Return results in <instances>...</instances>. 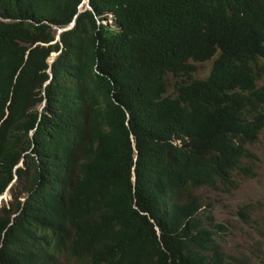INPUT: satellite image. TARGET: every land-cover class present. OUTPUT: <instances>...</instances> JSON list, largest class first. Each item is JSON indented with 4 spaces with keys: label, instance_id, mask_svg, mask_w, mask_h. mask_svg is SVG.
<instances>
[{
    "label": "trees",
    "instance_id": "1",
    "mask_svg": "<svg viewBox=\"0 0 264 264\" xmlns=\"http://www.w3.org/2000/svg\"><path fill=\"white\" fill-rule=\"evenodd\" d=\"M81 2L0 0V195L18 176L0 264H32L49 227L76 228L79 264H251L199 192L257 176L264 47L240 41L264 0H90L77 16Z\"/></svg>",
    "mask_w": 264,
    "mask_h": 264
},
{
    "label": "rangeland",
    "instance_id": "2",
    "mask_svg": "<svg viewBox=\"0 0 264 264\" xmlns=\"http://www.w3.org/2000/svg\"><path fill=\"white\" fill-rule=\"evenodd\" d=\"M196 71L195 77L205 79L211 70L212 62L193 63ZM171 82L173 78L170 77ZM169 93H172L170 88ZM250 149L256 153L258 162H255L254 179L241 180L240 187L237 190L228 193H215L208 190L200 192L204 202H210L213 205L214 213L219 222L224 223L230 228L227 249L230 253H240L249 242L253 231L242 225L238 221L237 211L244 205H253L255 217L264 220V132L260 135L258 143L251 146ZM10 194L0 197V202L10 201Z\"/></svg>",
    "mask_w": 264,
    "mask_h": 264
},
{
    "label": "clouds",
    "instance_id": "3",
    "mask_svg": "<svg viewBox=\"0 0 264 264\" xmlns=\"http://www.w3.org/2000/svg\"><path fill=\"white\" fill-rule=\"evenodd\" d=\"M56 36H57V31H56ZM240 43L242 44V47L255 46L254 51L256 54L258 53V51L260 50V48L262 46L264 47V13L262 15L261 23H260V26L258 29L257 40L254 43H252L250 41H248V42L240 41ZM60 53H61V51L59 53H53V54L59 55ZM56 58H57V56H55V59ZM211 62H213V61H211ZM52 64H50V65H52ZM49 73L51 76L50 79H52L51 71H49ZM49 82H50V80L48 81V83ZM43 107H44V103L40 109L42 110ZM23 161L24 160L20 161V163L16 166L15 170L17 168L23 167ZM17 180H18V176L15 173L13 181L7 187L5 192L0 195V197H3V196L10 194V196H11L10 201H11L12 200L11 189L17 183ZM204 190H206V189H204ZM208 191L215 192L213 190H208ZM200 192H199V194H200ZM10 201H8L7 203L0 202V207L3 204L8 205ZM204 203H206V202H204ZM237 213H238V211H237ZM237 217H238V215H237ZM250 218L253 221L252 228L249 226H247V227H249L253 231V235L250 237L249 242L246 245V248H243L240 251V253L233 254V253H230L228 251V249H227L228 243H227V245L225 246V250L228 251L230 254H233V255L241 256V255L245 254V255L249 256L250 258H252L251 264H264V248L259 249L255 246V244H257V242L264 243V239L257 234V232L264 230V220L260 219L258 217H255V211H253V213H250ZM238 221H239V219H238ZM244 226H246V225H244ZM43 232H45V234L47 236H49V243L46 246H36V247L32 246L29 248L28 259L32 264H79L78 263V260H79L78 256L80 253L79 254H73L71 251L73 244L77 240L76 228L69 229V228H64V227H57L56 231H55L54 228L49 227L47 230L43 229ZM228 238H229V236H228ZM60 243H64L66 245V249L64 251H60Z\"/></svg>",
    "mask_w": 264,
    "mask_h": 264
},
{
    "label": "water",
    "instance_id": "4",
    "mask_svg": "<svg viewBox=\"0 0 264 264\" xmlns=\"http://www.w3.org/2000/svg\"><path fill=\"white\" fill-rule=\"evenodd\" d=\"M87 9H90V10L92 9L91 6H90V0H83L82 3L79 6V12H78L77 16L80 13L86 11ZM76 18L77 17H75L73 22L70 25L66 26V27H54V29L57 31V36H56V40L57 41H60V37H61V34L63 32H66V31H69V30L73 29V27L76 24ZM55 56H58V55L57 54H53L51 56V58L49 59V64L53 63V61L55 60Z\"/></svg>",
    "mask_w": 264,
    "mask_h": 264
}]
</instances>
